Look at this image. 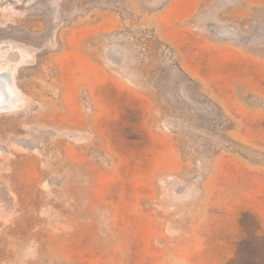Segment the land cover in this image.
I'll return each mask as SVG.
<instances>
[{"label":"rangeland","instance_id":"rangeland-1","mask_svg":"<svg viewBox=\"0 0 264 264\" xmlns=\"http://www.w3.org/2000/svg\"><path fill=\"white\" fill-rule=\"evenodd\" d=\"M0 264H264V0H0Z\"/></svg>","mask_w":264,"mask_h":264},{"label":"water","instance_id":"water-1","mask_svg":"<svg viewBox=\"0 0 264 264\" xmlns=\"http://www.w3.org/2000/svg\"><path fill=\"white\" fill-rule=\"evenodd\" d=\"M9 82H10V81H9ZM10 85H11V84H10ZM10 88H12V87H10ZM11 103H12V96H11L9 102H5V103H4L3 107H4V106H5V107H9V106L11 105Z\"/></svg>","mask_w":264,"mask_h":264}]
</instances>
